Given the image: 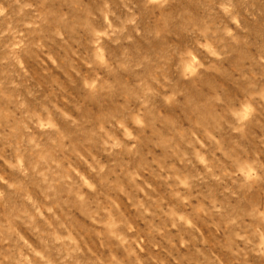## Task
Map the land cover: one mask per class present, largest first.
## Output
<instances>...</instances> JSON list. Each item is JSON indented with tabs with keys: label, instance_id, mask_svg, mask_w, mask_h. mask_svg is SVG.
Here are the masks:
<instances>
[{
	"label": "clouds",
	"instance_id": "obj_1",
	"mask_svg": "<svg viewBox=\"0 0 264 264\" xmlns=\"http://www.w3.org/2000/svg\"><path fill=\"white\" fill-rule=\"evenodd\" d=\"M0 264H264V0H0Z\"/></svg>",
	"mask_w": 264,
	"mask_h": 264
},
{
	"label": "rangeland",
	"instance_id": "obj_2",
	"mask_svg": "<svg viewBox=\"0 0 264 264\" xmlns=\"http://www.w3.org/2000/svg\"><path fill=\"white\" fill-rule=\"evenodd\" d=\"M148 19V18H146ZM205 83L211 86H216L218 83L223 84L228 92L229 95H237L236 89L232 87L231 83L227 80L219 81V78L213 76H207L205 78Z\"/></svg>",
	"mask_w": 264,
	"mask_h": 264
}]
</instances>
